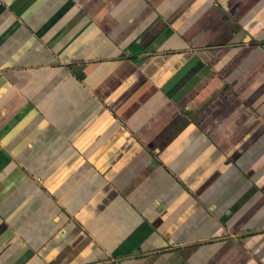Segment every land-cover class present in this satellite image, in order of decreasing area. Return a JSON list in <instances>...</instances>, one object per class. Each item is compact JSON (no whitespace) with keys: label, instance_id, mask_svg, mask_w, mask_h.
<instances>
[{"label":"crops","instance_id":"1","mask_svg":"<svg viewBox=\"0 0 264 264\" xmlns=\"http://www.w3.org/2000/svg\"><path fill=\"white\" fill-rule=\"evenodd\" d=\"M0 264H264V0H0Z\"/></svg>","mask_w":264,"mask_h":264}]
</instances>
